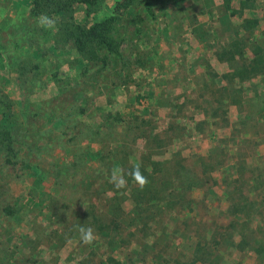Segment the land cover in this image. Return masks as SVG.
I'll return each mask as SVG.
<instances>
[{"label":"rangeland","instance_id":"374dc122","mask_svg":"<svg viewBox=\"0 0 264 264\" xmlns=\"http://www.w3.org/2000/svg\"><path fill=\"white\" fill-rule=\"evenodd\" d=\"M120 1L72 6L75 23L118 16L102 66L53 4L0 0V264H191L198 242L217 264H264V0ZM155 162L194 183L169 218ZM137 165L152 189L136 214Z\"/></svg>","mask_w":264,"mask_h":264},{"label":"trees","instance_id":"16d2710c","mask_svg":"<svg viewBox=\"0 0 264 264\" xmlns=\"http://www.w3.org/2000/svg\"><path fill=\"white\" fill-rule=\"evenodd\" d=\"M43 1H47L49 5L53 4V6H55L53 12L65 17L66 23L62 26L63 33L66 39L71 42L78 57L82 61L87 63H102V66H106L109 56H117L120 54L122 44L114 35L115 23L118 18L117 15H112L101 20H94L92 23H88L86 20L75 23L73 20L72 6L74 2L85 6V19H88L97 12V6L101 0H31L32 4H38ZM131 4L132 0L116 2L114 11H119L121 14L125 13L126 15H132L133 12L130 9ZM166 162L167 161H163L161 164L164 165ZM159 165V163L155 162V216L162 214L169 218L172 212L178 214L177 211H174V206H172L170 202L176 200V198L182 201L185 192L194 188V183L190 176H186L184 179L180 180L178 173H176L172 179L159 178V180L157 177ZM164 170L163 167H160L159 177H163ZM156 184H158V187H156ZM150 185L151 183L149 181L147 187L149 186L148 189L151 190L152 187L150 188ZM137 189V191H134L135 198H133L134 213L136 214L138 211L143 210L138 201L141 197L138 191L142 190L140 187ZM148 189L146 188V191ZM99 227L104 226L99 225ZM214 252L212 247L206 248L198 242L192 256L193 261L191 264L196 262L199 264H217V256H215Z\"/></svg>","mask_w":264,"mask_h":264},{"label":"clouds","instance_id":"9594fccd","mask_svg":"<svg viewBox=\"0 0 264 264\" xmlns=\"http://www.w3.org/2000/svg\"><path fill=\"white\" fill-rule=\"evenodd\" d=\"M38 23L41 27H47V28H55V20L54 18L50 17L47 14H41V16L38 17ZM133 181L138 184V186L141 188V190L147 185L148 181L147 178L143 175V173L140 171L139 165L135 166L129 173ZM113 182H115L116 188L124 187L126 181H124L122 178L118 179L115 171L113 172L112 177ZM80 242L84 245H91L95 240V234L94 229L92 227H84L83 225H80L78 227Z\"/></svg>","mask_w":264,"mask_h":264}]
</instances>
